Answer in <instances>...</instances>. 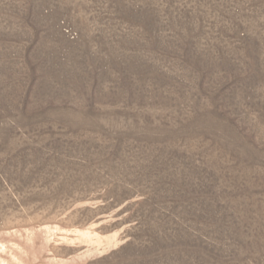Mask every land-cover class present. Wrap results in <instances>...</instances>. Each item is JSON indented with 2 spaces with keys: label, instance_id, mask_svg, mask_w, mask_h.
Returning a JSON list of instances; mask_svg holds the SVG:
<instances>
[{
  "label": "rangeland",
  "instance_id": "374dc122",
  "mask_svg": "<svg viewBox=\"0 0 264 264\" xmlns=\"http://www.w3.org/2000/svg\"><path fill=\"white\" fill-rule=\"evenodd\" d=\"M0 264H264V0H0Z\"/></svg>",
  "mask_w": 264,
  "mask_h": 264
}]
</instances>
